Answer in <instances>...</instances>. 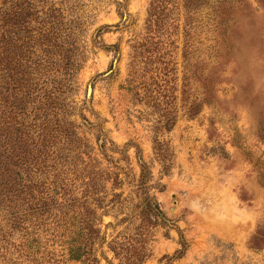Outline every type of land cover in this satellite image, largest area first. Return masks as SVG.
<instances>
[{
  "label": "rangeland",
  "instance_id": "obj_1",
  "mask_svg": "<svg viewBox=\"0 0 264 264\" xmlns=\"http://www.w3.org/2000/svg\"><path fill=\"white\" fill-rule=\"evenodd\" d=\"M45 15L57 23L42 36ZM0 17L15 78L0 167L20 215L0 227V264H264V0H0ZM52 62L83 65L76 86L23 113ZM205 83L214 97L197 105ZM155 145L173 151L169 172ZM139 155L161 215H136Z\"/></svg>",
  "mask_w": 264,
  "mask_h": 264
},
{
  "label": "trees",
  "instance_id": "obj_2",
  "mask_svg": "<svg viewBox=\"0 0 264 264\" xmlns=\"http://www.w3.org/2000/svg\"><path fill=\"white\" fill-rule=\"evenodd\" d=\"M154 5V3H153ZM14 14L15 11L11 9V11L5 10L2 14V21L4 23V26L8 27V24H11L12 26H14L15 24V18H14ZM57 14H54L53 17L56 18ZM44 22H42V26L40 27L41 30H39L40 32H42V36L46 35L48 33V30L50 26H54L55 23H57V21H54L51 19V15L50 17L47 15L44 16ZM60 22V21H59ZM0 24H1V17H0ZM67 24V22H66ZM30 27V25H29ZM2 33V32H1ZM108 47H113L114 45H107ZM1 56V55H0ZM2 63H0V92L2 91L3 88L9 87L10 85L14 84L15 81H12V79L14 80V74L12 73V78L10 76V69L9 67H5L1 65ZM57 63H53L51 65L48 66H37L38 68H36V72H41L42 73V80L40 81H36L35 83H33V88L28 89L27 91H24L23 94L25 95V108L24 106L20 107V109H23V113H28L35 111V114H39V111L41 109H46L48 108V104L50 101H55L57 95L59 92H64L65 94L69 93L70 90L73 89L74 86H76L77 84V74L79 73V71L82 69L83 65H74L71 68H68V65H61V64H57ZM42 68V69H41ZM44 71V73H43ZM23 75L25 74V71H23ZM15 85H13L14 87ZM202 87L205 88V91L203 92V94L205 95V97L199 99V103L197 105H201L202 103L206 102L205 98H210L209 100H212L211 98L214 97V94L212 93V88H209L210 85H206V83L204 85H201ZM25 87V86H23ZM16 89V87H15ZM23 89V88H22ZM205 99V100H204ZM49 101V102H48ZM1 103V102H0ZM47 104V105H46ZM12 108H14V105H12ZM29 109V110H28ZM23 124L25 126L27 122L23 121ZM33 125H35V130L38 129V123L33 124V122H31L29 124V127H32ZM61 124L60 122L55 126V130L52 132L51 136H56L55 139H59L60 134L58 133V131H60L61 129ZM34 129V128H33ZM32 129V130H33ZM169 129V127L167 128ZM38 133V132H37ZM37 137L39 138L38 134ZM62 138V137H61ZM39 139L36 140V143L38 142ZM40 142V141H39ZM155 143H162L159 141H155ZM54 152V151H53ZM155 152L156 155L161 158V164H162V168L163 171L165 172H169V170L171 169V167L174 164V161L170 158L167 159V155H173V151H171V149H169V147L167 145H163L160 147H157L155 145ZM138 162L141 168V174H140V179H139V183L137 184L138 186V193H139V198L143 199V203L142 206L143 208L138 206V210L136 215L142 214V216L145 215V213L148 211L150 212H154L155 215H161V210L159 207V204L157 201L154 200L153 196L150 195V188L154 187V185H150L149 184V180H150V172L148 170L147 167V163L144 161V159L141 157V155L138 156ZM41 163V162H39ZM42 164V163H41ZM48 167V164L46 165H36V169L40 170L41 172H44V170ZM34 168V167H33ZM2 176H5V172L1 169L0 167V184L3 185L2 190H0V195L4 194L3 196H0V227L4 226V225H8L10 228L9 231H13L18 225H19V217L20 215H17V213L15 212H11L9 213L8 210H11L10 208H8L6 206L5 200L9 199L8 196V191L9 188L5 186V182L3 180H6L5 178H2ZM18 178L21 180L22 177H20L19 175H17ZM24 180L26 179H30L29 181H32V176H26L23 177ZM34 185H37L35 182H33ZM31 185V184H28ZM8 188V190H7ZM31 204V203H28ZM146 211V212H145ZM32 210H28L29 214H32ZM148 222H150V224H154V220L155 217H152L149 215V217H147ZM92 230L94 227H91ZM99 231V229H98ZM8 233L7 230L3 229V234ZM99 234L100 231L98 233V238H99ZM100 239L102 242H104L105 237L103 235H100ZM181 248L177 249L176 253L174 256L175 258H180L184 255L187 246H188V242L184 239L183 235H181ZM90 259V257H88ZM96 262H100L99 258L97 256H94L93 259ZM91 260V261H92ZM90 262V261H89Z\"/></svg>",
  "mask_w": 264,
  "mask_h": 264
},
{
  "label": "water",
  "instance_id": "obj_3",
  "mask_svg": "<svg viewBox=\"0 0 264 264\" xmlns=\"http://www.w3.org/2000/svg\"><path fill=\"white\" fill-rule=\"evenodd\" d=\"M118 59H119V53H118V55L116 56L115 60L113 61L112 67H111V69H109V73L115 72L116 63H117ZM107 72H108V71H107ZM92 90H93V88H92V84H90L89 87H88V96H89V97H90L91 94H92Z\"/></svg>",
  "mask_w": 264,
  "mask_h": 264
}]
</instances>
